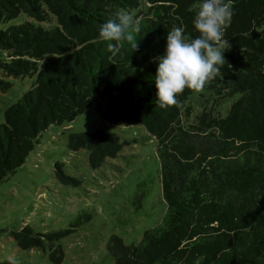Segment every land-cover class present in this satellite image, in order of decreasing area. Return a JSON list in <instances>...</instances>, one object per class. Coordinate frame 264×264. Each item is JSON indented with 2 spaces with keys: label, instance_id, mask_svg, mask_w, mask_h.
Returning <instances> with one entry per match:
<instances>
[{
  "label": "trees",
  "instance_id": "16d2710c",
  "mask_svg": "<svg viewBox=\"0 0 264 264\" xmlns=\"http://www.w3.org/2000/svg\"><path fill=\"white\" fill-rule=\"evenodd\" d=\"M202 2L0 0V22L22 12L32 18L0 27V90L12 88L11 77L35 76L4 108L0 182L24 163L43 130L91 105L107 121L141 123L157 138L167 209L139 242L109 239L115 264H264V0H231L234 15L223 37L231 44L227 64L203 91L186 88L179 106L156 103L154 58L164 55L174 26L187 39L200 35L194 19ZM118 11L139 19L141 32L109 51L116 42L100 39L99 28ZM124 144L101 128L71 131L67 141L70 150L87 149L92 167ZM55 171L66 181L59 163ZM71 230L43 233L25 225L13 236L22 248H48L57 264L63 257L57 241Z\"/></svg>",
  "mask_w": 264,
  "mask_h": 264
},
{
  "label": "rangeland",
  "instance_id": "374dc122",
  "mask_svg": "<svg viewBox=\"0 0 264 264\" xmlns=\"http://www.w3.org/2000/svg\"><path fill=\"white\" fill-rule=\"evenodd\" d=\"M53 17L51 23L57 21ZM24 20L32 18L22 12L0 22V27ZM9 79L12 88L0 90V122L4 108L32 86L35 76ZM109 97L105 94L101 103ZM97 128L115 132L125 144L116 156L92 167L87 149L70 150L67 141L71 131ZM55 163L60 164L66 181L56 175ZM166 209L157 138L141 123L107 121L101 108L91 105L74 120L43 130L24 163L0 182V262L56 264L48 248L18 246L13 231L29 225L43 233L72 228L57 241L63 249L57 264H115L107 248L109 239L116 236L126 244L139 242L147 228L161 221Z\"/></svg>",
  "mask_w": 264,
  "mask_h": 264
},
{
  "label": "clouds",
  "instance_id": "9594fccd",
  "mask_svg": "<svg viewBox=\"0 0 264 264\" xmlns=\"http://www.w3.org/2000/svg\"><path fill=\"white\" fill-rule=\"evenodd\" d=\"M225 0H203L195 15L194 27L199 32L195 39H187L182 27H173L167 34L165 53L155 57L156 103L161 109L179 106L177 96L186 88L200 92L216 78L227 64L224 52L231 48L223 40L224 31L234 12ZM115 19L101 24L99 37L109 43V51H119V42H132L141 32V23L131 14L118 11ZM137 50V41L132 45ZM223 48V50H222ZM231 66V65H230Z\"/></svg>",
  "mask_w": 264,
  "mask_h": 264
}]
</instances>
